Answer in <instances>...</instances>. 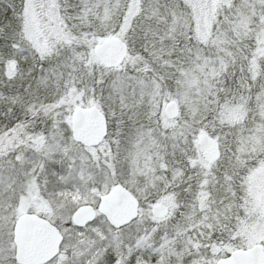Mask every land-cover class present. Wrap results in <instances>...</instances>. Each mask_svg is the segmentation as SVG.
Masks as SVG:
<instances>
[{"label": "snow or ice", "instance_id": "obj_1", "mask_svg": "<svg viewBox=\"0 0 264 264\" xmlns=\"http://www.w3.org/2000/svg\"><path fill=\"white\" fill-rule=\"evenodd\" d=\"M0 264H264V0H0Z\"/></svg>", "mask_w": 264, "mask_h": 264}]
</instances>
